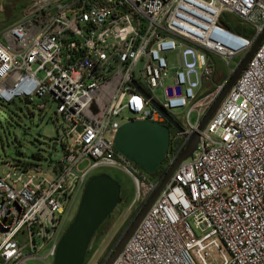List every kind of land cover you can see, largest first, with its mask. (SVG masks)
Instances as JSON below:
<instances>
[{
  "label": "built area",
  "instance_id": "2783aa9c",
  "mask_svg": "<svg viewBox=\"0 0 264 264\" xmlns=\"http://www.w3.org/2000/svg\"><path fill=\"white\" fill-rule=\"evenodd\" d=\"M263 33L264 0H31L0 31V102L54 106L63 156L50 174L26 163L0 175V264H54L87 182L107 170L132 180L142 209ZM131 121L169 127L155 174L116 149ZM113 264H264V41Z\"/></svg>",
  "mask_w": 264,
  "mask_h": 264
},
{
  "label": "water",
  "instance_id": "95a60500",
  "mask_svg": "<svg viewBox=\"0 0 264 264\" xmlns=\"http://www.w3.org/2000/svg\"><path fill=\"white\" fill-rule=\"evenodd\" d=\"M264 33L253 46L240 66L231 76L224 86L220 96L204 117L199 127V132L188 139V144L166 177L152 195L150 200L142 207L140 213L132 223L131 227L123 237L113 254L106 264H113L117 259L131 236L134 234L139 224L154 204L164 187L172 178L178 166L195 152L199 141L200 132L204 130L207 123L211 120L217 109L220 107L224 98L239 79L246 66L255 55L262 42ZM156 107L159 108L157 104ZM166 117L167 121L178 131L182 128L175 123L173 118L159 108ZM170 145V130L168 126L156 124L150 121L135 122L131 121L124 124L118 131L115 141L116 149L133 161L138 167L149 174H155L163 164ZM57 144H53V150ZM51 160V156H48ZM121 184L108 174H101L92 177L86 184L77 212L72 223L69 225L61 237L55 253L54 264H84L90 245L102 225L114 213L122 200Z\"/></svg>",
  "mask_w": 264,
  "mask_h": 264
},
{
  "label": "rangeland",
  "instance_id": "374dc122",
  "mask_svg": "<svg viewBox=\"0 0 264 264\" xmlns=\"http://www.w3.org/2000/svg\"><path fill=\"white\" fill-rule=\"evenodd\" d=\"M30 2L31 0H0V31L16 22ZM226 19L234 26H238L233 16L227 15ZM218 66V73L214 79L215 84L226 78L224 64L219 62ZM37 102L38 100H35L34 104H26L20 100L12 104L0 102V175L14 169L15 164L24 165L26 163L34 164L43 169L44 173L50 174L48 156L52 155L51 160L54 163L61 160L62 148L58 146L53 150V144L58 136L57 131L63 134L64 123L55 117L54 106L48 107L47 111L42 113L35 106ZM175 114L180 115L181 110L176 111ZM191 118L194 122L195 115ZM107 172L119 180L122 186V200L93 239L84 264H106L141 211L133 203L136 188L132 180L122 173L112 170H107ZM79 203L80 200L73 208L69 225L74 219ZM27 264L41 263L33 260Z\"/></svg>",
  "mask_w": 264,
  "mask_h": 264
},
{
  "label": "trees",
  "instance_id": "16d2710c",
  "mask_svg": "<svg viewBox=\"0 0 264 264\" xmlns=\"http://www.w3.org/2000/svg\"><path fill=\"white\" fill-rule=\"evenodd\" d=\"M233 29L236 31V32H239V33H242L243 31H242V29L241 28H239L238 26H234L233 25ZM112 177V176H111ZM114 179H116L118 182H119V180L117 179V178H114ZM103 226V225H102ZM98 233V232H97ZM89 254V253H88ZM87 257H88V255H87ZM87 257H86V259H87ZM86 261V260H85Z\"/></svg>",
  "mask_w": 264,
  "mask_h": 264
}]
</instances>
